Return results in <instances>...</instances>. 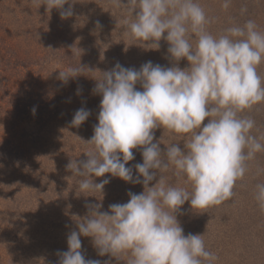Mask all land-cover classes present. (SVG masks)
<instances>
[{"label": "clouds", "instance_id": "9594fccd", "mask_svg": "<svg viewBox=\"0 0 264 264\" xmlns=\"http://www.w3.org/2000/svg\"><path fill=\"white\" fill-rule=\"evenodd\" d=\"M112 2L127 10L123 25L133 39L152 49H159L162 39L168 43L171 66L147 61L137 70L117 62L95 79L93 92L102 99L98 124L87 141L92 148L86 160L72 159L66 167L79 178L82 193H102L110 180L96 183L93 177L105 174L142 184L144 190L129 192L126 203L111 204L108 211L87 203V215L76 220V230L67 235L68 249L56 253V264H101L85 258L81 236L92 238L99 256L127 255V264H214L218 257L206 248L203 234L185 235L177 213L186 202L192 209H206L231 199L247 162L264 151V134H253L256 122L245 114L264 102V76L258 72L264 31L249 19L214 35L208 28L214 18L198 0ZM74 3L42 0L41 5L67 19L74 15ZM230 4L223 0L222 7ZM181 60L188 67L182 69ZM84 68L80 63L59 71L58 79L67 83ZM90 114L81 107L70 126L79 127ZM160 127L180 134L183 147L171 142L162 150L160 140L153 142ZM137 148L143 162L126 166ZM170 169L191 190L168 183L163 173ZM254 199L264 211V183L256 184Z\"/></svg>", "mask_w": 264, "mask_h": 264}, {"label": "rangeland", "instance_id": "374dc122", "mask_svg": "<svg viewBox=\"0 0 264 264\" xmlns=\"http://www.w3.org/2000/svg\"><path fill=\"white\" fill-rule=\"evenodd\" d=\"M74 2V15L62 19L42 0H0V264H56V253L68 249L67 235L76 230V220L87 215V203L108 211L111 204L126 203L129 192L144 190L142 184L105 174L93 177L96 183L110 180L102 193H82L79 178L66 166L72 159L86 160L92 148L87 141L98 124L102 99L93 92L95 79L117 62L137 70L147 61L170 67L169 45L162 39L159 49H152L129 36L123 25L127 10L112 0ZM198 2L214 18L208 26L214 35L249 19L264 31V0H231L227 9L223 0ZM80 63L85 67L81 75L67 83L58 79L59 71ZM179 66L186 68L188 62L181 60ZM258 72L264 76V62ZM81 107L91 114L71 127ZM245 114L256 122L253 134H264V102ZM154 133L153 142L160 140L162 150L171 142L183 147L180 134L162 127ZM141 152L133 149L135 158L126 166L142 163ZM247 166L231 199L206 209L186 202L177 213L185 235L203 234L206 248L218 257L214 264H264V211L254 199L256 184L264 183V151ZM163 175L168 183L191 190L171 169ZM80 239L86 259L127 264V255L99 256L91 237Z\"/></svg>", "mask_w": 264, "mask_h": 264}]
</instances>
